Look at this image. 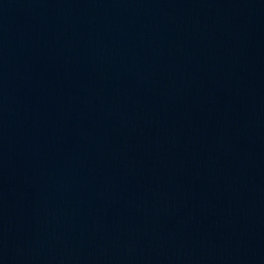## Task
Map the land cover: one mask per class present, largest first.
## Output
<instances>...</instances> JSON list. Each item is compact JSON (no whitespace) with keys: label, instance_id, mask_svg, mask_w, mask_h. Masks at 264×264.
Listing matches in <instances>:
<instances>
[{"label":"water","instance_id":"water-1","mask_svg":"<svg viewBox=\"0 0 264 264\" xmlns=\"http://www.w3.org/2000/svg\"><path fill=\"white\" fill-rule=\"evenodd\" d=\"M264 136V0H0V264H137Z\"/></svg>","mask_w":264,"mask_h":264}]
</instances>
